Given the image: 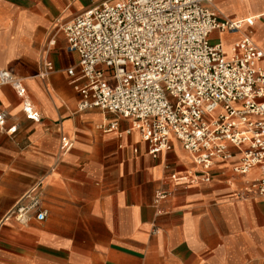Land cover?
I'll return each mask as SVG.
<instances>
[{"label":"crops","instance_id":"1","mask_svg":"<svg viewBox=\"0 0 264 264\" xmlns=\"http://www.w3.org/2000/svg\"><path fill=\"white\" fill-rule=\"evenodd\" d=\"M104 1L0 0V70L26 88L20 96L0 84V264H264V196L249 190L257 170L238 175L216 160L209 182L172 180L198 169L180 142L155 157L138 131L126 133L130 120L79 110L68 74L79 55L62 27ZM211 5L232 20L256 18L214 31L213 43L230 55L249 35L264 48V0ZM115 120L118 130H107ZM38 184L47 218L17 221L11 210ZM160 190L170 196L157 204Z\"/></svg>","mask_w":264,"mask_h":264},{"label":"built area","instance_id":"2","mask_svg":"<svg viewBox=\"0 0 264 264\" xmlns=\"http://www.w3.org/2000/svg\"><path fill=\"white\" fill-rule=\"evenodd\" d=\"M255 19L222 17L211 0H106L83 11L62 27L79 55L68 70L82 95L79 110L98 108L130 120L126 133L138 131L155 157L171 150L174 139L180 142L198 169L172 173V180L209 182L216 160L232 162L235 174L258 171L249 190L264 196V48L247 35L228 55L211 41L214 31H238ZM0 84L26 94L22 79L9 71L0 70ZM24 111L40 120L29 103ZM5 126L1 112L0 129ZM118 127L115 120L107 130ZM169 196L160 190L156 203ZM10 215L22 223L47 218L39 184Z\"/></svg>","mask_w":264,"mask_h":264},{"label":"rangeland","instance_id":"3","mask_svg":"<svg viewBox=\"0 0 264 264\" xmlns=\"http://www.w3.org/2000/svg\"><path fill=\"white\" fill-rule=\"evenodd\" d=\"M211 41H213V40H211Z\"/></svg>","mask_w":264,"mask_h":264}]
</instances>
